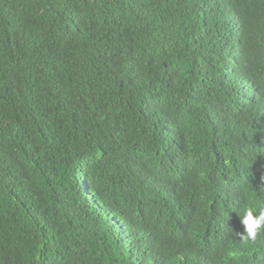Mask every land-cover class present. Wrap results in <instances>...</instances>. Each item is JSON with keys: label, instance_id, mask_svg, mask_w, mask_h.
Here are the masks:
<instances>
[{"label": "trees", "instance_id": "16d2710c", "mask_svg": "<svg viewBox=\"0 0 264 264\" xmlns=\"http://www.w3.org/2000/svg\"><path fill=\"white\" fill-rule=\"evenodd\" d=\"M233 207L264 209V0H0V264H264Z\"/></svg>", "mask_w": 264, "mask_h": 264}, {"label": "clouds", "instance_id": "9594fccd", "mask_svg": "<svg viewBox=\"0 0 264 264\" xmlns=\"http://www.w3.org/2000/svg\"><path fill=\"white\" fill-rule=\"evenodd\" d=\"M240 217V223L243 226V231H236L231 229L233 236L238 237L242 245H248L257 240V238L264 234V209H254L248 207L235 208ZM229 215V212H228ZM234 246L226 249V255L224 259H228L231 256H237Z\"/></svg>", "mask_w": 264, "mask_h": 264}]
</instances>
